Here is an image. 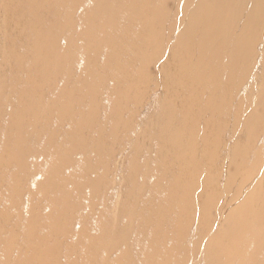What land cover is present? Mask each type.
I'll return each instance as SVG.
<instances>
[{
  "label": "bare ground",
  "instance_id": "6f19581e",
  "mask_svg": "<svg viewBox=\"0 0 264 264\" xmlns=\"http://www.w3.org/2000/svg\"><path fill=\"white\" fill-rule=\"evenodd\" d=\"M200 1L0 0V264H264V0Z\"/></svg>",
  "mask_w": 264,
  "mask_h": 264
},
{
  "label": "rangeland",
  "instance_id": "374dc122",
  "mask_svg": "<svg viewBox=\"0 0 264 264\" xmlns=\"http://www.w3.org/2000/svg\"><path fill=\"white\" fill-rule=\"evenodd\" d=\"M202 2L203 1H200V0H180L179 6L182 7V9H186V13H184V14L187 17L190 13L193 12V9L196 8V7L198 8ZM234 3H235V8L238 9L240 15L244 12V10L246 12L247 11L249 12V6L248 5H246V6L243 5V4L240 5L239 3L237 4L235 1H234ZM263 4H264V2H263ZM186 7H189V8H186ZM210 7L213 8V7H215V5L213 3H210ZM246 12H245V14H246ZM261 13H262V18L260 19V21L264 22V8H263V10H262ZM179 20L180 21L182 20V14H180L178 16V19H177V16H174L172 19H169V22L172 23V26L175 28L176 33H182V32H184L183 26H182V24H181V22ZM185 21H186V19H185ZM260 28H261V24H260ZM204 60H205V64H206L209 61V58L207 56H205ZM151 71L154 72V69H152ZM213 71H214V75L215 76H218V75H220L222 73V68L220 66L219 67L214 66L213 67ZM245 111H246L245 115L248 116L251 113V108H247ZM246 116H242L241 117L242 118V121H243V119L245 120L247 118ZM236 134L237 135L239 134L238 136L242 135L241 128H239V130L236 132ZM131 149L132 148L128 149L127 152L129 153L130 151H132ZM123 158L124 159H122V157H119L118 160L121 159V160H124V161L119 160L121 162H118V160H117V161H115L117 164L114 163L115 168L117 169V170L115 169L116 172H114V177H117V179L121 175L123 176V171L122 170L124 169L123 165H125V163H124L125 162V156ZM229 158H230V156L228 157V160L231 161L232 159L230 160ZM244 163H245V161L242 158L235 159L234 161H231V163H229V166L226 168V171H224V174L227 175V176H229V177H233V182L237 184L239 182V179L237 177H247L246 175H239V172H236L237 171L236 170L237 165L240 168V167H242L244 165ZM119 164H122V165H119ZM208 169L210 170V172H209ZM233 169H234V171H233ZM120 170H121V173H120ZM219 170H220V168H219ZM211 172H212V169H210L208 167H206V168L204 167V168H202L201 171H198V175H200V177H201L200 180H202L201 182H203V181L205 182V186H204L205 189L207 188V185L208 184L211 185V186H218L219 185L220 175L217 174V173H211ZM261 176H258V177H261ZM250 177H252V176H250ZM204 182H203V184H204ZM226 190H227V188H226ZM231 190H233V189H231ZM229 196H231V193L230 192H229ZM236 205L238 206V204L235 203L234 206H236ZM215 213L216 212H215L214 209H211L209 211V216H210V218L212 220H213V217H214ZM216 222L218 224L219 223V220H217ZM216 230L218 231V233H223V232H225L227 230V225L222 222V223L219 224L218 227H216Z\"/></svg>",
  "mask_w": 264,
  "mask_h": 264
}]
</instances>
